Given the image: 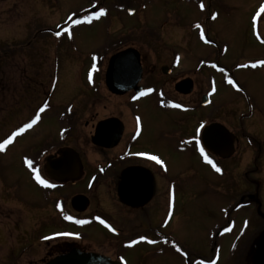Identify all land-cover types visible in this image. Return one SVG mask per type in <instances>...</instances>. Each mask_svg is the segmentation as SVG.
I'll list each match as a JSON object with an SVG mask.
<instances>
[{
  "label": "rangeland",
  "instance_id": "rangeland-1",
  "mask_svg": "<svg viewBox=\"0 0 264 264\" xmlns=\"http://www.w3.org/2000/svg\"><path fill=\"white\" fill-rule=\"evenodd\" d=\"M92 7L96 8V13L102 10L105 15L97 18L96 13L90 11ZM262 8L264 0H0V55H3L0 60V139L35 117L47 91L56 83L52 77L55 78L58 72L61 76V84L49 94L48 117L43 120L46 122L28 138L12 141L0 151V264H46L58 256L60 248L57 246L65 239L49 238L48 243H42L39 231L34 230L37 218L31 216L35 213L31 212V206L42 205L47 196L36 185L33 186L24 161L29 157L31 145H37L34 150H38L46 135L58 134L61 127L59 121H82L85 125L92 119L106 121L113 113L121 116V109L114 106L113 98L108 96L107 99L101 92L102 98L93 101L95 93L84 88L82 82L88 70L97 76L94 82L98 83V76L103 75L112 55L125 50L123 47L140 51L146 69H162L163 65H169L176 70V74L190 75L196 81L198 93L184 101H197L196 108L199 109L184 117L218 119L232 131L240 134L247 132L263 142ZM128 9L135 11L133 16L128 14ZM76 19L83 22L90 20L93 24L77 28L71 23L70 27L66 25ZM96 20L100 21L96 23ZM52 32H58V36ZM176 61L178 63L172 67ZM216 65L220 68L217 73ZM234 77L242 87V93L239 89L235 90L232 83ZM203 95H208L211 100L207 108H201ZM150 104L151 100L142 103L144 119L156 127L169 115L159 112L154 106L149 107ZM70 114L73 116L70 117ZM250 118L252 120L249 121ZM62 127L68 125L64 123ZM88 132L85 129L82 132L83 142L87 145ZM90 145L85 148L98 158ZM252 146L243 142L240 165L249 163L247 156L250 154L251 157ZM262 147L264 149V142ZM260 167L255 176L261 185L258 198L263 200L258 210L264 213V154L260 158ZM198 172L201 178L200 166ZM208 178L212 184L205 204L209 203L208 210L211 212L216 210L217 204L220 205L214 198L221 196L217 189L222 185L218 183L219 176L211 171ZM244 185L242 182V192L233 188L228 191L234 201H240L247 192H252L243 191ZM223 190L227 191L225 186ZM108 192V189L100 187L96 191L97 200L105 203ZM63 196H67L66 190ZM223 199L228 198L223 196ZM97 204V210L104 211L101 206L104 204ZM181 210L182 207L177 206V211ZM192 212L201 216L197 210ZM241 214L252 216V207L241 210ZM115 215L118 217L117 212ZM256 218L255 232L247 231L246 236L236 237L234 256L240 255L244 243L249 244L253 236L255 240L260 238L259 230L264 227V221ZM118 219L121 221V216ZM58 225L53 220L49 229L55 231ZM247 225L245 223L244 228L248 229ZM185 230L189 238L194 239L196 230L189 229V225ZM96 235V239L102 237ZM228 242L226 239L223 249L226 260L233 256L225 247ZM85 249L115 255V250L109 247L97 246L94 249L87 245ZM126 254L130 257V264H133L131 257L136 258V255L129 251ZM139 258L142 264H169L168 258L159 259L155 252L143 253Z\"/></svg>",
  "mask_w": 264,
  "mask_h": 264
},
{
  "label": "flooded vegetation",
  "instance_id": "flooded-vegetation-1",
  "mask_svg": "<svg viewBox=\"0 0 264 264\" xmlns=\"http://www.w3.org/2000/svg\"><path fill=\"white\" fill-rule=\"evenodd\" d=\"M52 33L58 35V32ZM1 58L3 55H0V60ZM141 62L143 70L140 82L125 94H114L107 86V68L103 70V75L98 76V83L94 82L97 76L88 70L85 72V81L82 82L83 87L95 93L93 101L102 98L103 92L107 99L108 96L114 99V106L121 109V116L125 117L113 113L106 121L92 119L86 121L85 125L82 121H59L61 127L58 134L46 135L44 141H40L42 144L38 150H34L37 145L30 146L29 157L24 161L25 170L33 186L36 185L41 193L47 196L42 205L31 206V212H35L31 216L37 218L34 230L39 231L40 238H43L42 243L47 242L49 238L65 239L57 246L60 248L58 256L80 250L83 253H96L123 264H130V257L126 254L129 251L136 255V258L131 257L133 264H142L140 255L155 252L160 256L159 259L168 258L169 264H255L259 242L254 239L255 236L249 244L244 243L240 255L234 256V253L238 238L246 236L247 231H256V217L264 221V213L258 210V207L263 205L262 198H258L261 185L255 176L261 170L260 158L264 154V140L259 141L247 132L236 133L218 119L211 120L207 116H202L201 119L184 117L183 115L199 109L196 108L197 101H184L185 98L196 96L198 93L196 81L190 75L176 74L174 69L166 73L163 68H170L169 65H163L162 69H146L142 53ZM8 79L10 81L9 77ZM185 79L194 82V92L190 95H183L176 89L177 84ZM53 80L56 83L47 91L35 117L13 128L0 139V144L9 139L17 141L28 138L46 122L43 120L48 117L51 103L49 94L61 84L59 72L55 78L52 77ZM234 82L241 91L242 87L235 77ZM204 96L206 95L202 98ZM148 100H151L149 107L154 106V109L169 115L159 126L154 127L150 121L144 119L142 103ZM30 123L32 127L27 128L26 125ZM64 123L68 127H62ZM214 124L226 126L236 138L234 153L228 159L214 153L203 143L205 129ZM102 125L104 130L99 135L97 131ZM78 127L80 130H77ZM83 128L89 131L85 142L91 144L98 158H94L92 151L85 148L88 145L83 142ZM97 135L103 146L95 144ZM243 142L252 144L254 148L250 151L251 157L250 154L247 156L249 163L245 166L240 165V155L243 153L240 147ZM32 151L34 152L31 155ZM220 152L226 154L224 150ZM205 155L212 161L211 164L205 160ZM151 156L157 157L160 163L149 159ZM27 161L32 162L31 167ZM230 163L232 165L229 166ZM213 164L220 169L219 172ZM199 166L202 169L201 178ZM210 171L219 176L218 183L222 185L217 189L218 195L221 196L219 199L214 198L220 205L217 204L216 210L211 212L208 210L209 203L205 204L208 202L207 196H210L209 188L212 184L208 181ZM37 173L41 179L54 187H44L40 184L36 180ZM227 180V183L224 182ZM241 181L245 184L243 191L252 192H247L240 201H234L228 191L233 188L242 192ZM223 186L227 191L223 190ZM100 187L109 190L105 203L97 200L96 191ZM65 190L67 196H63ZM120 194L127 202L122 201ZM223 196L228 199L224 200ZM77 197H82L83 200V204L77 207L85 210L79 211L74 207L73 201ZM203 198L206 200L201 201ZM145 200L146 203L139 204ZM97 202L104 204L101 205L104 211L97 210ZM177 206L182 207V210L177 211ZM246 207H252V216H242L241 210ZM89 210L91 212H88ZM194 210L201 212V216L193 213ZM115 212L118 217L121 216V221ZM158 218L161 221L156 224ZM53 220L59 224L55 231L49 229ZM245 223L248 224V229L244 228ZM186 225H189V229L196 230V236L192 240L186 233ZM259 232L262 237L264 227L260 228ZM96 234L104 238L96 239ZM226 239L230 243L225 247L233 255L227 260L225 254L223 255ZM87 245L94 249L97 246L109 247L115 250V255L85 249Z\"/></svg>",
  "mask_w": 264,
  "mask_h": 264
},
{
  "label": "water",
  "instance_id": "water-1",
  "mask_svg": "<svg viewBox=\"0 0 264 264\" xmlns=\"http://www.w3.org/2000/svg\"><path fill=\"white\" fill-rule=\"evenodd\" d=\"M166 73H169L167 68H164ZM142 77V64L141 55L135 49H128L114 55L109 62L106 83L114 94L122 95L128 90H131L138 85ZM123 80V81H122ZM122 81V82H120ZM177 91L184 95H189L194 90V82L190 79L184 80L177 84ZM210 101L207 97L203 99V106L209 105ZM114 121V120H109ZM103 126V125H102ZM102 126H99L102 127ZM97 131V134H101L104 130V126ZM235 136L230 133V131L220 124H214L207 127L203 133V143L204 145L219 154L222 158L228 159L234 153ZM95 144L98 146H103L100 143L98 135L94 139ZM224 150L226 154L220 151ZM122 201L127 202L125 197L120 194ZM146 199V196H145ZM147 200V199H146ZM139 203L140 205L146 203ZM82 197H77L73 201L74 207L79 211L85 209H79L77 206L82 203ZM83 204V203H82ZM131 205V204H130ZM47 264H121L119 262L112 261L97 254H87L82 253L79 250H73L68 254L58 256ZM255 264H264V235L258 242Z\"/></svg>",
  "mask_w": 264,
  "mask_h": 264
},
{
  "label": "snow or ice",
  "instance_id": "snow-or-ice-1",
  "mask_svg": "<svg viewBox=\"0 0 264 264\" xmlns=\"http://www.w3.org/2000/svg\"><path fill=\"white\" fill-rule=\"evenodd\" d=\"M201 7H203V5H201ZM261 11H264V8H262ZM103 15H105V13H104L102 10L96 13L97 18H99L100 16H103ZM89 22H90V21H89ZM77 23H79V21H77ZM197 27L199 28L200 26L197 25ZM262 63H264V62H262ZM173 107H180V106H179V105H173ZM43 110H44V109L42 108L41 111H43ZM38 118H39V117H37V119H38ZM33 123H35V121H33ZM26 127H27V128H31V127H32V124L30 123V124L26 125ZM16 135H19V133H16ZM11 143H12V140L9 139V140H6L3 144H0V151H2V150H3L8 144H11ZM201 152L203 153V149H201ZM204 158H205V160H206L208 163H210V164L212 163L211 160H208L207 155H205ZM149 159L154 160V161H156L157 163H160V161H159V160L157 159V157H155V156H151V157H149ZM27 163H28L29 167L32 166V162H31V161H27ZM212 166L215 168V170H216L217 172L220 171V169L217 168V167L215 166V164H213ZM36 180H37L40 184H42L44 187H54V185L49 184L46 180L41 179L39 173H37V175H36ZM68 219H71V217H68ZM79 222H80V223H84V221H79ZM101 223H103V221H101ZM149 242L151 243V241H149ZM177 251H179V249H177Z\"/></svg>",
  "mask_w": 264,
  "mask_h": 264
},
{
  "label": "bare ground",
  "instance_id": "bare-ground-1",
  "mask_svg": "<svg viewBox=\"0 0 264 264\" xmlns=\"http://www.w3.org/2000/svg\"><path fill=\"white\" fill-rule=\"evenodd\" d=\"M16 143H17V142H15V144H16ZM15 144H14V145H15Z\"/></svg>",
  "mask_w": 264,
  "mask_h": 264
}]
</instances>
